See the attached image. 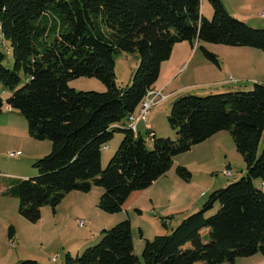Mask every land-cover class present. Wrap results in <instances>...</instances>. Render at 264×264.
<instances>
[{
  "label": "trees",
  "instance_id": "1",
  "mask_svg": "<svg viewBox=\"0 0 264 264\" xmlns=\"http://www.w3.org/2000/svg\"><path fill=\"white\" fill-rule=\"evenodd\" d=\"M208 1L212 20L202 15V0H0V115L6 103L26 118L31 138L53 144L52 152L34 164L39 175L15 181L8 191L19 200L20 216L35 223L44 206L55 211L67 194L89 193L93 186L104 189L102 211L121 213L133 193L169 172L175 157L228 131L246 163L244 176L212 192L202 210L169 234L147 241L144 264H236L238 258L264 256V192L255 185V180L264 184V149L258 156L264 84L256 83L249 92L178 99L168 117L177 139H158L151 130L152 150L124 123L155 90L176 44L203 42L264 53L263 29L232 16L222 0ZM8 42L14 69L5 66ZM202 50L219 63L215 54ZM135 52L139 67L131 87L121 90L115 55ZM20 71L28 83L16 90ZM81 77L98 78L106 92L69 86ZM6 90L13 94L5 101ZM117 131L125 136L104 170L102 150ZM177 172L185 181L192 179L185 167ZM216 206L218 211L207 216ZM102 236L80 257L67 255L65 264H142L129 219Z\"/></svg>",
  "mask_w": 264,
  "mask_h": 264
},
{
  "label": "rangeland",
  "instance_id": "2",
  "mask_svg": "<svg viewBox=\"0 0 264 264\" xmlns=\"http://www.w3.org/2000/svg\"><path fill=\"white\" fill-rule=\"evenodd\" d=\"M228 12L238 20L255 29L264 30V0H222ZM202 15L212 20L214 10L208 0H202ZM215 54L218 64L207 59L202 50ZM174 53L163 66L164 81L171 80L167 92L171 93L178 88H185L176 98H168L163 89L160 90L165 100L159 101L152 107L146 123L152 124L154 130L159 128V138L176 139L177 132L168 122L174 102L184 96L205 97L212 94L228 92H249L256 83L264 84V53L261 50L249 47H233L219 44L198 43L193 45L189 41L175 45ZM7 54L5 66L14 69V59L11 54L9 42L4 47ZM117 85L126 90L132 85L136 70L140 64V56L135 53H118L115 55ZM21 82L16 90L23 88L28 79L20 71ZM236 80L227 84L229 79ZM162 80V79H161ZM69 86L77 91L106 92L105 84L95 77H81L69 82ZM223 89H218L223 87ZM188 89L187 91H185ZM3 98L11 97L13 91L6 90ZM4 113H7L5 103ZM16 118L12 121V128L0 129V189L13 185L17 180L35 178L39 175L34 164L52 152L53 144L50 140L38 141L30 137L28 121L20 112L16 111ZM145 122V121H144ZM142 122V124H144ZM125 125H129L126 120ZM138 125V133L146 141L150 150L153 149L154 140L143 125ZM12 133V135H11ZM14 135V136H13ZM124 133L117 131L113 139L102 150V168L105 170L114 157ZM264 149V134L260 143L258 156ZM20 152L19 157H10L9 153ZM187 164L194 171L195 180L200 187L208 188L214 183V189L209 195L219 189L239 181L245 174L246 163L237 151L234 140L228 131H223L207 141L195 145L189 152L174 158ZM177 165L174 164L169 171H174L178 177ZM188 169L192 174L193 172ZM226 171L232 176L226 177ZM181 178V177H180ZM182 179V178H181ZM257 188L264 192L261 180H255ZM104 189L93 186L89 193L73 192L67 194L59 206L54 209L44 206L41 209V219L35 223L30 222L19 214V200L5 199L8 213L0 216V264H18L25 260H34L40 264H65L67 255L80 257L88 248L94 247L102 240L104 229H111L117 224L129 219L132 224L134 247L138 258L144 264L143 252L147 241L156 236L169 234L178 223L172 217V224L164 227V221L169 220L160 209L164 207L165 200L157 203L153 196H146L131 209H124L117 214H109L99 208V201ZM208 195V196H209ZM153 199L154 203L150 200ZM207 200V199H206ZM0 201L3 198L0 196ZM204 205L198 210H202ZM160 208V209H159ZM216 206L207 216L218 211ZM143 210L144 213H139ZM196 212V211H195ZM83 221L80 227L78 222ZM170 222V220H169ZM13 229L15 237L11 240L9 230ZM57 257L54 262L53 258ZM262 254L252 257L238 258V264H253V259H264Z\"/></svg>",
  "mask_w": 264,
  "mask_h": 264
},
{
  "label": "crops",
  "instance_id": "3",
  "mask_svg": "<svg viewBox=\"0 0 264 264\" xmlns=\"http://www.w3.org/2000/svg\"><path fill=\"white\" fill-rule=\"evenodd\" d=\"M164 65L165 64H163V66ZM163 66H162L161 77L155 86V90L160 91L163 89L165 95L168 96V98L165 101L168 102L170 98H176L179 95H181V93H183L185 88H178L177 90L166 94L167 88L169 87V85H171L170 83L171 80L164 81L163 75L165 71L167 73V68H165L163 71ZM226 83L229 84L230 82L227 81ZM223 88L224 86L218 89H223ZM187 90L188 89H186L185 91ZM5 93L6 91H3V95H6ZM9 98L10 97L6 98V100H8ZM7 111H8L7 113H4L5 112L4 111L0 115V129L2 130L7 129V127L12 128L13 126L12 121H14V118L18 116V114L16 115V110H13L10 106H7ZM137 114H138V111L135 113V115ZM142 122L144 121H140L138 125L142 124ZM142 125L143 127L147 129L148 132H149L148 127H150L153 133L155 134V137L159 136V132H160L159 128H157L156 129L157 131H155L153 128L154 126H152V124L150 123H146V121ZM176 139H177V135H176ZM174 164H176L177 167L182 166L187 169H190L189 166H187V164H182L181 161L174 160ZM191 171L193 172V174H192V179L190 181H185L181 179L180 177H178L176 173H173L174 171H169L166 175L160 177L157 181H155L153 185L147 190L133 193L131 197L129 198V200L127 201L125 208L130 210L131 207L137 205L138 202L141 199H144L146 196H150V197L153 196V198L155 197L157 203H160L163 200L165 201L167 200L168 201V202L166 201L167 203L162 202V205H164V207H162V209L159 208L161 211L160 213H162L165 217H167L170 220V225L172 224L173 219H175V221L178 223L177 225H179L182 222V220H184L186 217L190 216L193 213L200 211V210L197 211V209H200V207L206 203L207 201L206 199H208L209 193L215 187L214 183L212 182L208 188H205L204 186L203 188H201L199 184L200 182L195 180L194 171L193 170ZM22 177L23 179H25L28 176L23 175ZM10 187L11 185L8 187L4 186L3 188L0 189V196L1 198H3V201H0V216L1 215L3 216L4 214L8 213L7 208H6L7 203H5L4 200L9 199V198L17 199L8 194ZM150 201L154 203L153 199H151ZM139 213L143 214L144 211L139 210ZM172 217L174 218L171 219ZM104 230H107V229H104ZM132 236H133V231H132ZM14 237H15V233L13 232V238ZM133 243H134V237H133ZM252 261H253V264H264V259L255 258ZM236 264L238 263L236 262Z\"/></svg>",
  "mask_w": 264,
  "mask_h": 264
},
{
  "label": "built area",
  "instance_id": "4",
  "mask_svg": "<svg viewBox=\"0 0 264 264\" xmlns=\"http://www.w3.org/2000/svg\"><path fill=\"white\" fill-rule=\"evenodd\" d=\"M262 17H264V13H262ZM230 83H234L236 82L235 79L231 78L229 79ZM165 100V97L162 95V93L160 91L157 90H150L143 103L141 104L140 110L138 112L137 115H132L129 117V125L127 126V128H130L133 132L137 133L138 132V123L140 121H147L148 115L152 109V107H154L155 105H157L159 103V101ZM149 131H151V128L148 127ZM152 135V134H151ZM22 154L20 152H11L9 153L10 157H19ZM226 177H231L232 173L231 171H226L224 174ZM164 223L166 225H169L170 222L169 220H165ZM80 227L84 226V222L83 221H79L78 222ZM57 260V257L53 258V261L55 262Z\"/></svg>",
  "mask_w": 264,
  "mask_h": 264
}]
</instances>
